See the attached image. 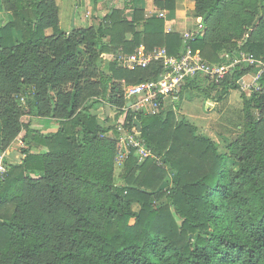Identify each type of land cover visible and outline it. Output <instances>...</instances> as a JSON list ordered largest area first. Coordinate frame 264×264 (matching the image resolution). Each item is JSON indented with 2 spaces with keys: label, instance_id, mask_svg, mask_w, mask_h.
<instances>
[{
  "label": "trees",
  "instance_id": "1",
  "mask_svg": "<svg viewBox=\"0 0 264 264\" xmlns=\"http://www.w3.org/2000/svg\"><path fill=\"white\" fill-rule=\"evenodd\" d=\"M56 1L0 0L9 14L0 24V151L23 131L26 146L0 179V264H264V75L249 95L238 83L255 71L247 65L219 84L199 75L181 89L214 105L240 91L243 132L221 150L178 120L170 99L158 115L125 111L122 82L157 80L164 63L129 70L118 60L141 45L181 57L183 26L167 33L143 10L129 20L112 9L97 25L67 32ZM156 5L176 11V0ZM195 12L203 30L193 54L215 66L241 53L264 63V0H195ZM107 55L115 61L106 68ZM107 105L115 112L108 127L97 115ZM42 119L59 130L32 128ZM120 127L133 136L138 127L151 156L139 162L131 149L118 183Z\"/></svg>",
  "mask_w": 264,
  "mask_h": 264
},
{
  "label": "rangeland",
  "instance_id": "2",
  "mask_svg": "<svg viewBox=\"0 0 264 264\" xmlns=\"http://www.w3.org/2000/svg\"><path fill=\"white\" fill-rule=\"evenodd\" d=\"M102 1L103 0H100V2L96 5V2L94 0H57L56 3L60 10L59 18H60L62 30L68 32L72 29L74 15L76 16V23H77L76 27L81 25L83 23V20H85L86 22H90V21L92 22L96 20L95 22L96 24L94 25H97L99 23V19L102 17L97 12V8L100 6L99 4H101ZM112 2L113 0H107L105 4L106 6L109 7ZM103 4L104 3H102V7H105V4L104 5ZM8 18L9 15L5 14L4 12L0 13V24L7 22ZM248 31L252 33L253 28L249 26L247 32ZM254 72L255 71L252 70L250 73L253 74ZM249 79H250L249 77L246 78V80ZM244 93L248 95L249 92H244ZM212 96H214V94ZM232 96H231L232 98L229 101L226 100L225 103L216 107L214 112H210V111L208 112L207 107H211V105L207 104V100L209 98L201 96L200 91L196 89L186 92L184 91V93L181 94L180 96V99L182 98V100L180 99L176 100V103L174 105V111L177 114L178 120L185 118L191 124L198 126L199 133L211 136L214 142L220 145L221 150H224V147L226 145L235 141L241 135V133L243 132L242 128L245 123V119L243 118V113H242L244 107L242 104L240 91H233ZM184 98L191 101L190 102L187 100L185 101ZM210 98H211L209 99L210 103L214 105L212 97ZM188 103H190L189 107L184 108L185 109L184 111L182 107L183 105L185 106ZM97 115L101 123H105L107 127L115 125V123H113V119H114L113 117L115 116L114 109L110 108L108 105L103 109L102 108L99 109V111H97ZM255 115L256 117H258V113H256ZM108 118L110 119V121L107 122L106 120H108ZM23 120L27 122L30 120V118L25 117ZM35 123L32 124L34 125L32 126V128L37 129V127H35ZM134 131H135V136L140 135L138 127L134 128ZM24 136H25V131H23L16 138V140L13 142V144L10 147L5 149L3 152L0 151V155L4 156L5 164L9 162H14V164H17L15 162L23 160L24 156L21 150L23 148H26V146L23 143ZM109 136H111V138L114 139V135L112 133H110ZM129 136L130 134L128 132L122 129L120 130V136L118 139V144H119L118 148L120 150V153L118 154L115 162V180L118 183L122 182V174L124 171L123 168L125 161L128 158L127 155L129 148L126 143V138ZM135 154L138 157L139 162L144 161L145 157L142 153L141 154L135 153ZM229 165L231 168L235 170H237L238 168V164L234 162H230ZM170 184L171 182L169 180V182L164 187L165 188L169 187ZM163 203H165V201ZM134 210L138 211L139 206L135 205Z\"/></svg>",
  "mask_w": 264,
  "mask_h": 264
},
{
  "label": "built area",
  "instance_id": "3",
  "mask_svg": "<svg viewBox=\"0 0 264 264\" xmlns=\"http://www.w3.org/2000/svg\"><path fill=\"white\" fill-rule=\"evenodd\" d=\"M202 30L203 24L200 22L195 32H186L182 35L185 53L181 57H169L165 49H157L151 53H138L137 50L134 55L119 60L120 64L129 70L137 67L148 68L152 62L163 61L164 63V72L157 80L141 82L129 86L126 90L127 98L131 104L129 109L133 113L144 112L152 116L158 115L163 104L168 99L175 98L183 86L196 79L197 76H208L211 82L219 84L237 65L255 68L253 74L244 75L238 82L241 90L249 92L248 95L262 90L261 78L264 75V63L256 60L252 55L241 53L231 64L215 66L204 61L199 54H193L191 42ZM247 77L250 79L246 80ZM126 143L129 148L128 155L131 149H136V153H142L144 159L151 156L135 136L127 137ZM6 174L7 166L4 156L0 155V179H3Z\"/></svg>",
  "mask_w": 264,
  "mask_h": 264
},
{
  "label": "crops",
  "instance_id": "4",
  "mask_svg": "<svg viewBox=\"0 0 264 264\" xmlns=\"http://www.w3.org/2000/svg\"><path fill=\"white\" fill-rule=\"evenodd\" d=\"M131 1L132 0H113V2L108 7L105 4L107 2V0H103L102 3L105 4V7H102V3H101V4H99L100 6L97 8V12L102 16L99 19V21L103 17H105L108 13H110V11L112 9L123 10V15L129 20H133V18H134V9H138V10H143L145 12L146 18H160V19H163L164 20V25H165V31L167 33L174 32L178 26H183L185 28V33L186 32H195L197 30V27H198L199 23L202 22V20L200 18L196 17L195 0H176V11H168V10L159 8L156 5V3L159 2V1H163V0H133V2H134L133 4H131ZM99 2H100V0H98V3ZM0 13H3V11L0 10ZM5 14H7V13H5ZM7 15H9V14H7ZM73 18H74L75 25H74V27H72V29L75 28L76 24H77L76 23V16L74 15ZM96 18H97V16H96ZM8 20H9V18H8ZM95 22H96V20H94L92 22L91 21L90 22H86L85 20H83V23L81 22L82 24L79 25L78 27L79 28H87V27H90V26L96 24ZM4 23H6V22H4ZM4 23H1V25H3ZM86 23H88V24H86ZM60 26H61V22H60ZM143 29H144V27H142V26L139 27L140 31H143ZM132 39H133L132 35H127V40H132ZM138 53H148V52L145 51L144 45H141V47L138 49ZM104 60L106 62L105 63L106 64L105 65L106 68L108 67V64L110 62H114L115 61V59L112 56H109V55L105 56ZM118 62H119V60H118ZM122 86H123V89L125 91V97L128 100V104H129L130 102H129V99L127 98V95H126V90L128 89L129 86H127L123 82H122ZM232 92H230V94L227 96V98L225 100H223L221 103L216 104V105L212 104V107H211L212 109L210 110V112H214L216 107H218L221 104L225 103L226 100L229 101L233 97L232 96ZM181 94H183L182 91L180 93H178V95H176L175 98H173L172 100L170 99V101H168L167 103L171 104L172 107L174 108L176 100L180 99ZM180 100H182V98ZM184 100L186 101L187 99L184 98ZM187 101L190 102L191 100H187ZM189 104L190 103H188L185 106L183 105L182 108H183L184 111H185L184 108L189 107ZM129 107L130 106H128L127 109H125V111L130 110ZM124 120H125V115L120 118L119 124L123 125L124 124ZM35 127H37L38 130L39 129L42 130V132L44 134H46V133H50V132H57L59 130L60 126H59V123L56 122V121H46V120L42 119V120H38L35 123ZM196 127H198V126H196ZM120 130H121V127L119 128V131ZM204 135H206V134H204ZM206 136H208V135H206ZM208 137L211 138V136H208ZM211 139H213V138H211ZM141 161H143V160H141ZM19 162H21V161H17L15 163H19ZM9 163H14V162H9Z\"/></svg>",
  "mask_w": 264,
  "mask_h": 264
},
{
  "label": "water",
  "instance_id": "5",
  "mask_svg": "<svg viewBox=\"0 0 264 264\" xmlns=\"http://www.w3.org/2000/svg\"><path fill=\"white\" fill-rule=\"evenodd\" d=\"M75 22H74V18H73V23H72V27H74ZM131 104L129 103L128 106H130Z\"/></svg>",
  "mask_w": 264,
  "mask_h": 264
}]
</instances>
